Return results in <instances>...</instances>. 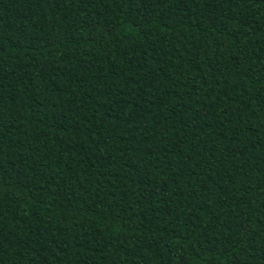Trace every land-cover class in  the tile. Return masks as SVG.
<instances>
[{"label": "trees", "instance_id": "obj_1", "mask_svg": "<svg viewBox=\"0 0 264 264\" xmlns=\"http://www.w3.org/2000/svg\"><path fill=\"white\" fill-rule=\"evenodd\" d=\"M0 264H264V0H0Z\"/></svg>", "mask_w": 264, "mask_h": 264}]
</instances>
